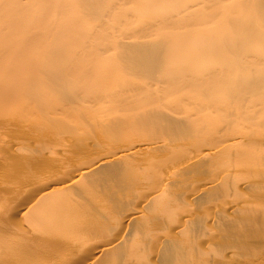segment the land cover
<instances>
[{
	"label": "bare ground",
	"instance_id": "6f19581e",
	"mask_svg": "<svg viewBox=\"0 0 264 264\" xmlns=\"http://www.w3.org/2000/svg\"><path fill=\"white\" fill-rule=\"evenodd\" d=\"M29 1L28 7L36 2L35 7L31 4L34 10L40 4L35 15L33 13L34 16L38 13L37 17L33 16L34 21L37 19L36 25H31L34 29H29L28 33L31 32L27 36V32H23L25 37L21 32L25 39L21 41L30 49L31 44H41L44 39H49L48 31L41 28V24L50 19H46L49 13L44 9L61 11L63 8L71 9L72 4L66 0ZM81 1V5L97 21L104 17L101 11L105 7L104 11H109L112 16L115 14L113 10L118 7L104 5L102 0ZM149 1L150 4L160 1L162 5L160 2L158 5L162 7L167 0ZM220 1L188 0L190 5L185 2L181 12L176 9V12H168L171 15L162 13L159 19H154L159 23L152 22L153 25L149 22L153 27L149 26L153 29L155 24L159 27L169 24L171 28L175 27L173 29L182 30L176 29L181 39L191 38L189 41L192 43L198 37V41L205 39L206 43L209 35L203 34L197 25H202L204 19L208 21L207 18L211 17L206 14L209 17L201 18L203 14L205 16L203 12L208 5L215 11L220 10L217 9ZM233 1L231 6L234 8H256L254 11L260 18L259 24L263 22L264 0ZM228 2L231 3L230 0ZM23 3L20 4V0H0V223L5 217L7 219L2 222L8 221L12 211L20 209L18 216L22 220L18 224H26V228L18 224L15 228L14 225L9 226L7 232L0 224L5 229L4 232L0 229V264H264V111L252 109L253 105L258 109L262 108L261 104L264 106V53H256L255 49L253 52L256 55H250L257 39L264 43V28L260 26L263 30L256 32L259 31L254 28V21H258L256 15L252 19L257 20H241L245 22L244 26L252 27L253 22L255 31H250L249 26L247 34L253 32L248 37L255 38L249 44L252 50L250 46L247 48L251 38L242 33L249 39L243 46L240 42L246 37L238 32V38L243 37L242 40L237 42V34L235 38L233 34L235 40L229 41L230 45L224 44L231 37L229 34L230 37H224L226 40L222 45H209L208 41V48H205V43L200 42L205 46L199 47L196 55L192 52L195 57L192 55L191 60L190 56L184 55L190 52L183 53L186 50L184 43L180 45L184 39L179 47L176 43H173L175 47L165 42L167 39L151 47L144 39L152 29L149 26L148 30L140 27L139 35L135 36L141 39L144 36V43L132 36L134 41L128 37V42L117 45L121 53L128 57L129 67L147 76L148 82L132 85L116 95L110 93V97L123 101L140 93L149 94L150 87L154 86L153 91H170L176 97L180 96L178 101L164 105L167 107L165 111L157 106V101L150 99L152 107L143 112L141 110L139 114L132 112L131 118L122 112V116L119 113L121 117L118 114L116 119H65L72 110L70 106L76 109V104L81 102L83 89L71 90L73 86L70 85L75 81L72 78L78 77L73 75L80 67L71 62L70 65H59L63 61L58 59L66 55L64 49L54 53L52 50L49 53L51 59L48 58L50 61L45 62L44 59L42 62L41 57L39 62L34 60L38 56L32 58L30 55L29 58L25 55V44L22 47H25L24 50L16 47L22 36L18 37L20 32L16 28L14 32L18 34H11L14 28L10 27L18 25L19 29L22 22L19 18L28 15L24 12L27 9L24 10ZM15 9L22 10L12 14ZM197 15L200 17H197L198 20ZM236 19L240 21L239 17L234 21ZM244 29L247 31L246 27ZM57 31L60 30L57 28ZM96 33H91L92 38L102 32ZM82 34L86 36L85 32ZM230 42L236 45L231 46ZM38 44L36 46H41ZM188 45L191 47L190 42ZM212 50L214 54L220 52L223 64V59L230 56V61L232 55L235 56V60L232 59L234 56L231 58L234 62L240 59L239 56L247 60H239V64L235 62L236 65L242 64L235 67L237 71L233 69L236 77V72L240 76L244 69L247 73L253 68L252 72H248L247 76L245 74L246 78L242 74L231 80L232 73L228 67L221 70L217 66L219 70L216 71L215 66L204 73L190 75L193 63L201 62L204 57L210 60ZM209 51H212L210 57L207 54ZM182 54L186 57L183 62L180 58L182 56L183 59ZM214 56L213 59L220 62ZM19 57L21 61L26 59V64L19 61ZM22 64L27 67L23 68ZM35 69L47 76L36 74ZM70 72L74 74L70 76ZM173 73L177 76H172ZM80 82L78 80V84ZM94 82L84 90L96 87ZM69 85L71 89H68ZM220 89L225 93L221 94ZM100 94L103 96L102 91ZM107 94L109 96V92ZM195 97L199 99H195L194 103ZM220 100L224 101L220 103ZM205 109L217 113L224 111L227 116L225 119H198ZM26 192L31 193H28L31 195L29 198L23 196ZM11 197L16 200L21 198L22 201L14 202ZM23 199L29 202L25 204ZM12 228L14 231H11Z\"/></svg>",
	"mask_w": 264,
	"mask_h": 264
},
{
	"label": "rangeland",
	"instance_id": "374dc122",
	"mask_svg": "<svg viewBox=\"0 0 264 264\" xmlns=\"http://www.w3.org/2000/svg\"><path fill=\"white\" fill-rule=\"evenodd\" d=\"M19 1V0H18ZM23 1H25V0H23ZM23 1L22 0H20V4L21 3H23ZM29 1V0H28ZM58 1H62V0H58ZM64 1V0H63ZM67 2H69L70 4H72V7H71V9H70V7H69V9L68 8H63V10H61V11H53L54 9H52V8H43L45 11L44 12H46V10H47V12L49 13L48 14V18H46V19H49V20H45L44 22H43V24H41V28H43V30L45 29V31L47 32V37L49 38L48 40H47V38H46V42L44 43L43 41L41 42V41H39V42H41V44L39 43H37L36 42V44H31V47H30V49L29 48H27L28 46H26V44H25V42H24V44H25V46H26V54L25 55H28L27 57H29L30 55L32 56V58H35L34 56H38V57H36L34 60H38L39 62H46V60H49L50 61V59H51V56L52 55H50L49 53L53 50V53L54 52H56V51H58V50H61V49H64L63 51H65V54L66 55H63V57H61L60 59H58L60 62H62L63 61V63H59V65L60 64H63V65H65L64 63H66V64H69L70 62H71V64H73V63H77L78 64V67H80V70H78L77 72H76V74L75 75H73L74 73L72 72H70L71 73V75L70 76H72L73 75V77L74 78H76L77 76V78L76 79H73L72 77V80H75V81H70L72 84H70V85H72L73 86V88H72V86H71V88H70V85L68 86L69 88L68 89H71V90H77L78 91V89H83L82 90V94L83 95H80L81 96V99H80V101L81 102H79L78 104H76V109H75V106H70V108L72 109V110H74V111H67V112H69V116H68V113H67V118H65V116L63 117V118H65V119H116L117 117V115L120 113L121 114V116H122V112H123V115L125 114V115H127V116H131V117H133L132 116V112L133 113H137V114H139L140 113V111L141 112H143V110L145 111L146 110V108L148 109L149 107L151 108L152 107V103L153 102H151L150 101V99H154V101H157V102H154V104L155 103H157V106L158 107H162V110H163V108H164V110L165 109H167V107L165 108V106L166 105H171V104H175L176 103V100H177V97H176V95L175 94H171V92L169 91V93L167 92V91H165V92H163V91H161V92H163V93H161L160 91V93L155 89V91H153L152 89H154L153 87L151 88L150 87V91H148L149 92V94L147 93V96H146V93H145V95H144V93H140V94H138L137 96H134V97H132V98H130V97H127V99H125L124 98V100L123 101H119V100H117V101H115V98L114 99H112L111 97H110V93L112 94H114V95H116V93H121V91H125V89L126 88H128V87H131L132 85H137V84H139V85H143L144 83H146V82H148V79H147V76H145L143 73H139L138 71H135V70H133L132 68H130L129 67V63L127 62V60H129L128 59V57H125L124 56V54L123 53H121V51L118 49V46L119 45H117V44H120V42H128L129 40L130 41H134V39H136V40H138L139 42H140V40H142L141 42L142 43H144V40L146 41V43H148L147 45H149L150 46V44L152 45L151 47H153V45H155V46H157L156 44H160L161 42H164L166 39V41L165 42H169L170 44H172V45H174L175 46V44H173V43H176L177 44V46L179 47V44L181 43V40L182 39H184V40H182V41H184V42H182L180 45L182 46V44H183V46L184 47H186V50H184L183 51V53L184 52H190V53H186V54H184L185 56H190L189 57V59L191 60V56L192 55H194V53L192 54V52H195V55H196V50L197 51H199L198 49H200V48H203V46H205L206 45V43L209 41V43H207V44H209V45H214L215 43L216 44H223L224 42H225V40L226 39H224V37L226 38V37H230L229 39H228V41H226L224 44H226V45H228L229 43V41H233V40H235V39H238V41L237 42H239V39H241V38H243V37H241V38H238V37H240L241 35L243 36L244 34H246V36L248 37V36H250L251 34H253V32H250V31H255V29H258L259 31H257L256 30V32L258 33V32H261L260 30L262 29H260V26L261 27H263L264 28V20H263V22L261 23V24H259L260 23V18L258 19V15H257V11H254V10H256V8H254V7H252V8H250V6H248L250 3H248L247 4V6L248 7H246V6H235L236 8H234V7H232L233 5H234V1L233 2H231V0H230V4H229V2L227 3V1H229V0H222V1H220V6H218V8L217 9H220V10H217V11H215L216 9L215 8H211V7H209V5L207 6V9H206V11L205 12H203V13H205V16L203 17V15H202V17L201 18H207V17H209L208 15H210L211 17V19L210 18H207L208 19V21L206 20V19H204V22H202V25L200 24V26L199 25H197L198 27H199V30L204 34H206V35H209V38H211V39H213L214 40V42L213 41H210V39L208 38V41L205 43L204 41H205V39L201 42V41H198L197 39H198V37L197 38H195V42H194V39H193V42L191 43V41H189L190 39L189 38H183L182 37V39H181V36L180 37H178L179 35H177V31H176V29H173V28H175V27H173V28H171L172 27V25H171V27L170 26H168L169 24H167L166 25V27L164 26V24H163V26L161 27H159V25H157V24H155V27L152 29L149 25H151L152 26V24L154 23V22H157V23H159L158 21V19L160 18L159 17V15L161 16L162 15V13H164L163 15H168L169 13V11L170 10H172L171 12L173 13V11H175L176 12V9H177V11H180L181 10V8L182 7H184L186 4L188 5V3L190 2V4H191V1H189L188 2V0H165L166 1V3H163V4H165V5H163L162 7H161V2H160V4L161 5H158V3L157 2H155L154 3V1L152 2L153 4H150L149 2H147V0H102V2H103V4L104 5H108V6H110V5H117L118 7H117V9L114 11L113 10V12H115V14L113 13V16L109 13V11H107V12H105L104 10H106L107 8L105 7L104 8V10H102L101 11V13H103V14H105L104 15V20H103V18L101 19V20H103L102 21V23L100 22L101 20L100 19H98V21H97V19H93L90 15H89V10L88 9H86V8H84L82 5H81V0H66ZM65 1V2H66ZM165 1H163V2H165ZM246 1V0H245ZM249 1H251V0H249ZM255 1V0H254ZM26 3H27V0L25 1ZM25 2L23 3L24 4V10L25 9H27V10H23L24 12H28V15L27 14H25V15H27V16H25V18H23V16L22 17H20L19 19L22 21L21 22V25H19V29L17 28L18 27V25H14L13 26V23H11L12 25L11 26H13V27H10V28H12V30H13V28H14V30H13V32L11 31V29L9 28V30L12 32L11 34H13V33H17V32H14V31H16V30H18L20 33V35L18 36V35H16V37L18 36L19 38L22 36L21 35V32H22V34H23V36L25 37V34L23 33V32H27V34H26V36L31 32H29L28 33V30L29 29H31V25H36V24H34V23H37V22H35L37 19H35V21H34V17H37V15H38V13L36 12V16H34L35 15V10H37V8L39 9V7H40V4H38V6H36V8H35V10H34V8L33 7H35V5H36V2H33V3H35L34 5H33V7L31 6V4H30V7H28L29 6V4L27 3L26 5H27V7L25 6ZM30 2V1H29ZM185 2H187L186 4H185ZM68 3V4H69ZM233 3V4H232ZM69 4V5H70ZM189 4V5H190ZM158 5V6H157ZM188 5V6H189ZM232 5V6H231ZM26 7V8H25ZM155 7H158V8H155ZM30 8V9H29ZM33 8V9H32ZM178 8H180V9H178ZM185 8V7H184ZM183 8V9H184ZM31 9H32V11H31ZM42 8L40 9V10H43ZM51 9H52V11H51ZM153 9H156V10H154L153 11ZM175 9V10H174ZM10 10H13V8L12 9H10ZM18 10V12H20L19 10H22V9H17ZM17 10L15 9V11L13 12L12 11V14L14 13L15 14V12H17ZM40 10H38V12H40ZM50 10V11H49ZM88 10V11H87ZM215 12H214V11ZM230 10H232L231 12H230ZM23 11L21 12V13H23ZM42 12V11H41ZM110 12H112V11H110ZM151 12V13H150ZM166 12V13H165ZM171 12H170V14L169 15H171ZM174 12V13H175ZM181 12V11H180ZM33 13H34V15H33ZM87 13H88V17H87ZM155 14V16H154V14ZM39 14H41V13H39ZM158 14V15H157ZM206 14H208L207 15V17H206ZM254 14L256 15V17H257V19H258V21L257 22H255L254 20L256 19V18H254V20L252 19V17L254 16ZM115 15V16H114ZM213 15V16H212ZM34 16V17H33ZM200 16V15H199ZM234 16V17H233ZM239 17V20L240 21H237L238 19H236L235 21H234V18H236V17ZM62 17V18H61ZM90 17V18H89ZM158 17V21H154V19H156ZM198 17V15L196 16V18ZM255 17V16H254ZM51 18H53L52 20H51ZM64 18V19H63ZM198 18H200V17H198ZM198 18H197V20H198ZM230 18H233V20L232 19H230ZM241 18V19H240ZM248 18H251V19H248ZM60 19H63L62 21L60 20ZM247 20L248 22L249 21H254V23L256 24V26H255V24H254V28H252L253 27V22L251 23V25H252V27H251V29L252 30H250V27L249 26H244L245 25V22L244 21H242V22H244V24H242V22H241V20ZM256 19V20H257ZM1 20V19H0ZM95 20V21H94ZM105 21V22H104ZM261 21H262V19H261ZM2 22V21H1ZM47 22V23H46ZM149 22H153L152 24L151 23H149ZM238 22H241V23H239L238 24ZM248 22L246 23V25L248 24ZM44 23H46V24H44ZM62 23H63V25H62ZM204 23V24H203ZM258 23V24H257ZM7 25H8V23H6ZM56 24V25H55ZM59 24V25H58ZM105 24V28L103 27V25ZM244 26L243 28H242V25ZM44 25H45V27H44ZM98 25L99 26H101L102 25V27H98ZM154 25V24H153ZM157 25V26H156ZM160 25H161V23H160ZM241 25V26H240ZM259 25V28H256L257 26ZM9 26H10V24H9ZM8 26V27H9ZM39 26V25H38ZM47 26H49V27H47ZM53 26V27H52ZM55 26V27H54ZM148 26H149V28L150 29H152V30H150V32L148 31H146V30H148L149 28H148ZM7 27V28H8ZM36 27V26H35ZM61 27V28H60ZM140 27L142 28V29H146V30H144V31H146L145 33H146V38L143 36V38L141 39V37L140 36H138L137 38H136V36H135V34H138V32H140ZM144 27V28H143ZM147 27V28H146ZM153 27V26H152ZM196 27V26H195ZM198 27H196L197 29H198ZM246 27V29H247V31L244 29ZM249 27V28H248ZM15 28H16V30H15ZM57 28H58V30H60L59 32H61V34L58 32H56V30H57ZM62 28H63V31H61L62 30ZM100 28H102V29H104V30H100ZM158 28V29H157ZM161 28V29H160ZM194 27H192V29H193ZM195 28V30H197ZM34 28L32 27V29L31 30H33ZM49 29V30H48ZM51 29V30H50ZM55 29V30H54ZM140 29V30H139ZM183 29V28H182ZM244 29V31H242V30ZM248 29L250 30L249 32H250V34L249 35H247L248 34ZM254 29V30H253ZM66 30V31H65ZM90 30V31H89ZM95 30H100V31H95ZM139 30V31H138ZM153 30H155V31H153ZM156 30H158V31H156ZM172 30H174V31H172ZM177 30H181V29H177ZM194 30V29H193ZM198 30V31H199ZM240 30H241V32H240ZM263 30V29H262ZM9 31V32H10ZM51 31H52V33H51ZM88 31V32H87ZM135 31H136V33H135ZM144 31H143V33H144ZM182 31V30H181ZM199 31V32H200ZM234 32V33H232V32ZM85 32V34H86V36L85 35H83L82 33H84ZM93 33L94 32V34H95V32H97L96 34H98V32L99 33H101L100 35H102V37L100 36V35H98L97 37H94V38H92V36H93V34H91V33ZM177 32V33H176ZM198 32V33H199ZM231 32V33H230ZM239 32V35H240V33H241V35L239 36L237 33ZM247 32V33H246ZM255 32V33H256ZM83 35V37L80 35ZM193 33H195V32H193ZM242 33H244V34H242ZM254 33V34H255ZM18 34V33H17ZM52 34V36L54 37H52L51 36V38L49 37L50 35ZM87 34L89 35V36H87ZM134 34V35H133ZM175 34V35H174ZM227 34H229V35H227ZM234 34V35H233ZM237 34V35H236ZM14 35V34H13ZM12 35V36H13ZM56 35V36H55ZM59 35V36H58ZM92 35V36H91ZM139 35V34H138ZM143 34H141V36H142ZM177 35V36H176ZM224 35V36H223ZM227 35V36H226ZM232 35H233V37L235 38L236 36V38L234 39L233 37H232ZM236 35V36H235ZM22 36V38H20L19 39V41L17 40V38H15L17 41V44H16V47L18 48L19 46L22 48L23 47V42L21 41V40H23V41H25V39H23L24 37ZM59 38H58V37ZM60 36H62L63 37V39H61V37ZM91 36V37H90ZM134 37V39L133 40H131V37ZM171 36H173L172 38H171ZM174 36H175V38H174ZM245 36V35H244ZM245 36V37H246ZM86 37V38H85ZM88 37H90V38H88ZM126 37V38H125ZM128 37H130L129 38V40H128ZM176 37H178V38H176ZM213 37V38H212ZM223 37V38H222ZM247 37H246V39L244 38V41L242 40L240 43H243L242 45L243 46H246L247 45V42L249 41V39H247ZM140 40H139V39ZM145 38V39H144ZM169 38V39H168ZM180 38V39H179ZM248 38H251V40H250V42L248 43V45H247V48H248V46H250V48H251V45H249V44H251V42H252V40H253V42H254V39H252V37H248ZM55 39V40H54ZM57 39V40H56ZM127 41H126V40ZM144 39V40H143ZM52 40H54V41H52ZM164 40V41H163ZM185 40H188L189 42H190V46L191 47H189V42H188V44H187V42H185ZM221 40H223V41H221ZM15 41V40H14ZM21 41V42H20ZM110 41L113 43H110ZM118 43H117V42ZM196 41L199 43H196ZM216 41V42H215ZM219 41V42H218ZM247 41V42H246ZM115 42V43H114ZM204 44L205 43V45H203L202 46V44ZM223 42V43H222ZM230 42V43H231ZM235 43H237L236 41H234ZM252 42V43H253ZM22 43V46L20 45ZM27 43H29L28 41H27ZM211 43H213V44H211ZM235 43H231V46H233ZM245 43H246V45H245ZM41 45V46H36V45ZM42 44H44V45H42ZM105 44V45H104ZM106 44H108V45H106ZM110 44H111V46H110ZM192 44V45H191ZM194 44H196L197 46H195V47H193L194 46ZM233 44V45H232ZM255 46H254V45ZM252 45L254 46H252V48H253V50H252V48H251V54L250 55H256L255 54V52H253L255 49V51H256V53H258L259 52V54H261V53H264L263 51H264V43L261 41V39L259 38V39H257L256 41H255V43H253ZM13 45H15V42H14V44ZM28 45V44H27ZM29 45H30V43H29ZM34 45V46H33ZM113 45H117L116 47L115 46H113ZM166 45H167V43H166ZM187 45H188V47L189 48H187ZM201 45V46H200ZM230 45V44H229ZM236 45V44H235ZM36 46V47H35ZM108 47V48H106L105 50H104V47ZM176 47V46H175ZM193 47V48H192ZM200 47V48H199ZM214 47H216V46H214ZM260 47H261V49H260ZM182 48V47H181ZM191 48V49H190ZM195 48V49H194ZM205 48H208V46L206 45L205 46ZM24 49H25V47H24ZM23 48H22V50H24ZM194 49V51H191V50H193ZM214 49V48H213ZM260 50V51H259ZM262 50V51H261ZM213 51V50H212ZM211 51V52H212ZM217 50L215 49V52H216ZM258 51V52H257ZM210 51H209V53L207 52V54H208V56L210 57V53H211ZM214 51L212 52V54H214L215 53ZM253 52V53H252ZM30 53V54H29ZM220 53V52H219ZM218 52H217V54H214V55H212L211 54V57L212 56H214V57H216L218 60H220V62H217L215 59H213V57H212V59H211V57H210V60H208V57L206 58V57H204V59H201L200 61L201 62H199L198 61V63L196 64V63H193L192 65H193V68L192 67H190V69L189 70H191V71H193L194 72V74H193V72H191V71H189V73H190V75H191V73H192V75H195V74H197V73H204L203 71H206V70H208V69H210L209 67H215L216 66V71L217 70H219V69H223V68H226V67H228V70L230 71L231 70V73H232V77H231V80H234L235 78H238V77H241V75L243 74V77L244 78H246V76H247V74H248V72H252V69L251 70H249L247 73H246V71H244V70H242V72H240V76L238 75L239 73L238 72H236L237 73V76L238 77H236L235 76V70H233L236 66H241L242 64H241V62H240V64L241 65H238L239 63H238V61L240 60H242V62L244 61H247V60H244V57H242V56H239L240 57V59H238L237 57V59L238 60H236L235 62H237L238 64L236 65V63L233 61V60H235V56L234 55H232V57L234 56V58H230V61L228 60V58L230 57V56H228L227 57V59H223V61H224V64H223V62H222V57H221V55L219 54ZM223 53V52H222ZM200 54V53H199ZM206 54V53H205ZM259 54H257V55H259ZM23 56H25L24 54H22ZM22 55H21V57H22ZM183 55V54H182ZM183 55V59H182V56L180 57L181 58V60H182V62L184 61V56ZM195 55H194V57H195ZM198 55V54H197ZM216 55H218L219 57H221V58H219V57H217ZM43 56H45V57H43ZM48 56V57H47ZM50 56V57H49ZM26 57V56H25ZM26 57V58H27ZM42 57V58H41ZM193 57V56H192ZM224 57H226V56H224ZM22 58H24V57H22ZM21 58V59H22ZM29 58H31V57H29ZM37 58H39V59H37ZM42 60H41V59ZM48 58H50V59H48ZM17 59H20V57L19 58H17ZM21 59L19 60V61H21ZM45 59V60H44ZM187 59H188V57H187ZM193 59V58H192ZM250 59H253V58H250ZM24 60H26V59H23L21 62H24L25 64H26V62L24 61ZM29 60V61H28ZM41 60V61H40ZM44 60V61H43ZM57 60V59H56ZM185 60H186V57H185ZM202 60H204V61H202ZM216 61V63H215V61ZM226 60V61H225ZM249 60V59H248ZM18 61V60H17ZM38 61H34L35 63H39ZM48 61V62H49ZM52 61V60H51ZM211 61H213L214 62V64H212L213 62H211ZM30 63V59H27V63ZM31 62L33 63V59H31ZM57 62V61H56ZM180 63V61H177V63ZM186 62V61H185ZM226 62H228V63H230L229 64V66H224L223 67V65H228V63H226ZM176 63V64H177ZM199 63H201V64H199ZM232 63H235L234 65L232 64ZM129 64V65H128ZM175 64V63H174ZM199 64V65H198ZM223 64V65H222ZM23 65V68H25V67H27V66H25L24 64H22ZM70 65V64H69ZM191 65V66H192ZM222 65V66H221ZM230 65H231V67L233 66V68L231 69V68H229L230 67ZM25 66V67H24ZM173 66H175V65H173ZM217 66H219L220 68L218 69V67ZM176 67V66H175ZM27 69V68H26ZM26 69H24L25 70V72H27L26 71ZM41 69V68H40ZM221 69V70H222ZM227 69V68H226ZM225 69V70H226ZM236 69V68H235ZM20 70H22V68L20 69ZM28 70V69H27ZM36 70V69H35ZM77 70V69H76ZM75 69H74V71H76ZM215 70V69H214ZM224 70V71H225ZM227 70V71H228ZM234 72H233V71ZM37 72H35L36 74H38V75H41V76H47V75H45V72L43 73V71H40V70H36ZM210 71V70H209ZM228 71V72H229ZM236 71H237V69H236ZM255 71V70H254ZM24 72V71H23ZM65 72H67V70L65 71ZM243 72H245V73H243ZM250 72V73H251ZM199 73V74H200ZM176 74V73H175ZM175 74L173 73V75L172 76H174L175 77ZM234 74V75H233ZM246 74V76H244ZM171 75V74H170ZM170 75H167V76H170ZM69 76V77H70ZM84 76V77H83ZM92 76V77H91ZM98 76V77H97ZM176 76H177V74H176ZM85 77H87V78H85ZM95 77V78H94ZM99 77H100V79H99ZM78 78H81V79H78ZM87 79V80H85V79ZM97 78V79H96ZM248 78V77H247ZM79 80V84H78V80ZM96 79V80H95ZM108 81H107V80ZM101 80V81H100ZM104 80V81H103ZM110 80V81H109ZM89 81V82H88ZM94 81H96V82H94L95 84H96V87H95V89H94V87L93 88H88V89H90V90H88L87 88L84 90V87H86V86H91V85H89V84H93V82ZM86 82V83H85ZM99 82V83H98ZM109 82V83H108ZM82 83V84H81ZM75 84V85H74ZM86 84V85H85ZM81 87H79V86ZM84 85V86H83ZM97 87H99V88H97ZM77 88V89H76ZM220 90H221V92H220ZM219 90V92L221 93V94H224L225 92H223V90L222 89H220ZM101 91H102V94H103V96L100 94L101 93ZM216 91H218V90H216ZM72 92V91H71ZM106 92V94L104 95V93ZM109 92V96H108V93ZM223 92V93H222ZM55 92H53V94H54ZM161 95V96H158L159 94ZM175 93V92H174ZM216 93H218V92H216ZM57 94V93H56ZM56 94H54V95H56ZM85 94V95H84ZM97 94H99V95H97ZM179 94V93H178ZM219 94V93H218ZM218 94L216 95V96H218ZM220 94V95H221ZM107 95V96H106ZM165 95V96H164ZM175 95V96H174ZM180 95V94H179ZM53 96V95H52ZM102 96V97H101ZM106 96V97H105ZM254 96H256V95H254ZM160 97V98H159ZM180 97V96H179ZM179 97H178V99H179ZM222 97H225V95L224 96H222ZM52 99H53V97H51ZM55 98V97H54ZM97 98H98V100H97ZM198 99H199V97H197ZM196 97L193 99V102H194V100L195 99H197ZM220 99H223V98H221V96L219 97ZM252 98H253V96H252ZM56 99V98H55ZM83 99V100H82ZM87 99V100H86ZM103 100L102 102L100 101V100ZM157 99V100H156ZM197 99V100H198ZM93 100V101H92ZM90 101V102H89ZM92 101V102H91ZM100 101V102H99ZM119 101V102H118ZM178 101V100H177ZM224 101V100H223ZM223 101H221L220 100V103H222ZM122 102H124V103H122ZM196 102V101H195ZM194 102V103H195ZM198 102V101H197ZM90 103H93V104H90ZM88 104H90V106L88 105ZM198 104V103H197ZM224 104V103H223ZM79 105V106H78ZM128 107V109H129V111H128V109L126 108V106ZM165 105V106H164ZM222 105V104H221ZM257 105H259V104H257ZM89 106V107H88ZM78 107V108H77ZM253 107H254V105H253ZM252 107V109L254 110H260V109H262L263 111H264V106H262V104H261V107L262 108H260L259 107V109L258 108H253ZM258 107V106H257ZM67 108V107H66ZM120 108L122 109V110H120ZM124 108V109H123ZM68 109H69V107H68ZM132 109H133V111H132ZM138 109V110H137ZM233 109V108H232ZM160 110V109H159ZM229 110H230V108H229ZM261 110V111H262ZM127 111L129 112V113H127ZM131 111V112H130ZM136 111V112H135ZM166 111V110H165ZM260 111V112H261ZM202 113L204 114V117H203V114H201V116L198 118V119H225L226 118V114H224V113H226V112H218L217 113V111H209L208 112V109H205L204 111H202ZM264 113V112H263ZM120 114H119V117H121L120 116ZM131 114V115H130ZM135 114H133V115H135ZM114 115V116H113ZM115 117V118H114ZM118 117V118H119ZM130 117V118H131ZM194 117V116H193ZM140 119H141V117H140ZM143 119V118H142ZM238 119H241V118H238ZM243 119V118H242ZM148 129V128H147ZM144 131H146V130H144ZM148 132H149V129H148ZM34 184V183H33ZM35 185V184H34ZM33 185V186H34ZM32 185H31V187L32 188H35V186L33 187ZM37 188V187H36ZM31 191L30 192H32V189H30ZM33 190H35V189H33ZM30 192H28L29 194H31ZM28 193L26 192V193H24V195L23 196H28V198H29V196H31V195H28ZM22 195H21V197H23ZM25 198V197H24ZM27 198V199H28ZM11 199H13V201L14 202H21L22 200H20L19 198H17L18 200H16V198H13V197H11ZM25 200V199H23L24 200V202H25V204H27L29 201L28 200ZM16 200V201H15ZM27 201V202H26ZM24 206H26V205H24ZM20 210V209H19ZM19 210H17V211H12L13 213H11V216L9 217V216H7V217H9V219H8V221L10 222V223H12V224H10L7 220H4V223L2 222L3 221V219H5V218H3L2 219V221H1V225L3 224V227L4 228H6L7 230L5 231V232H7L8 231V228H9V226H12L13 227V225H14V227L13 228H15V225L16 224H18V222L20 223V221L22 220V219H20V216H18V213H19ZM18 216V217H17ZM18 218V219H17ZM7 219V218H6ZM20 220V221H19ZM6 221H7V223H6ZM8 223L10 224V225H8ZM6 225H8V226H6ZM18 226L20 227H24V228H26V224L24 223V225H23V223L21 222V224L19 225L18 224ZM1 228V230H3L2 229V226H0ZM11 228V227H10ZM12 228V229H13ZM23 229V228H22ZM0 230V234H2V231ZM5 230V229H4ZM4 230H3V232H4ZM11 230V229H10ZM25 230V229H24ZM11 231H14V229L13 230H11ZM10 231V232H11Z\"/></svg>",
	"mask_w": 264,
	"mask_h": 264
}]
</instances>
